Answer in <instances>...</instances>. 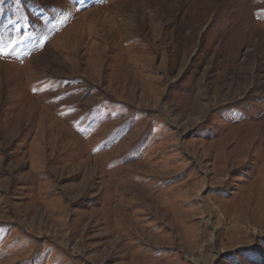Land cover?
Instances as JSON below:
<instances>
[{
    "label": "rangeland",
    "instance_id": "rangeland-1",
    "mask_svg": "<svg viewBox=\"0 0 264 264\" xmlns=\"http://www.w3.org/2000/svg\"><path fill=\"white\" fill-rule=\"evenodd\" d=\"M0 264H264V0H0Z\"/></svg>",
    "mask_w": 264,
    "mask_h": 264
}]
</instances>
